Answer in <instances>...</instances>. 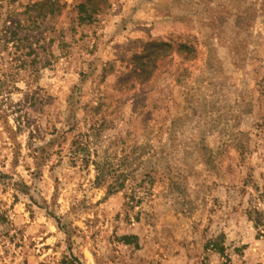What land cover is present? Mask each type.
Returning <instances> with one entry per match:
<instances>
[{
  "label": "rangeland",
  "instance_id": "374dc122",
  "mask_svg": "<svg viewBox=\"0 0 264 264\" xmlns=\"http://www.w3.org/2000/svg\"><path fill=\"white\" fill-rule=\"evenodd\" d=\"M0 264H264V0H0Z\"/></svg>",
  "mask_w": 264,
  "mask_h": 264
},
{
  "label": "trees",
  "instance_id": "16d2710c",
  "mask_svg": "<svg viewBox=\"0 0 264 264\" xmlns=\"http://www.w3.org/2000/svg\"><path fill=\"white\" fill-rule=\"evenodd\" d=\"M220 250H221L222 252L224 251V249H223L222 247L220 248Z\"/></svg>",
  "mask_w": 264,
  "mask_h": 264
}]
</instances>
